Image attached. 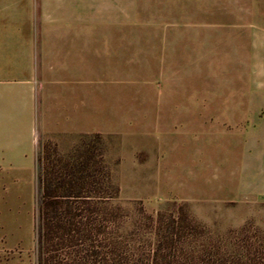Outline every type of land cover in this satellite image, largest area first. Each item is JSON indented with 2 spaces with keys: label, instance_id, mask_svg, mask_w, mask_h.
<instances>
[{
  "label": "rangeland",
  "instance_id": "1",
  "mask_svg": "<svg viewBox=\"0 0 264 264\" xmlns=\"http://www.w3.org/2000/svg\"><path fill=\"white\" fill-rule=\"evenodd\" d=\"M41 1L0 0V12L18 10L35 15ZM65 3L61 12L76 16L77 21L79 15L86 13L87 17L88 47L81 52L88 111L83 124L87 131L80 133L76 142L58 148L67 153L83 135H102L106 163L120 187L114 202L122 206V235L132 245H139L140 237H152L139 227L140 208L156 213L179 204L186 205L215 237L226 236L230 228L239 229L247 223L264 230V128H255L247 120L250 114L207 113L195 103L198 93L205 98L215 93L231 95L239 80L253 86L264 76V65L255 64L264 50L234 49L237 37L256 36L237 33L239 21L254 25L256 3ZM79 52L31 51L37 96L36 72L42 58L52 67L79 60ZM4 53L0 51L1 56ZM37 139L39 149L50 140ZM38 155L29 179L33 186L23 176L13 193L15 189H8L0 178V237L10 239L12 233L21 237L16 248L20 260L12 264H37ZM14 199L17 208L12 210ZM14 252L0 250V264H8L5 258Z\"/></svg>",
  "mask_w": 264,
  "mask_h": 264
},
{
  "label": "trees",
  "instance_id": "2",
  "mask_svg": "<svg viewBox=\"0 0 264 264\" xmlns=\"http://www.w3.org/2000/svg\"><path fill=\"white\" fill-rule=\"evenodd\" d=\"M39 151L37 264H264V230L247 223L215 237L184 204L141 207L139 227L152 239L132 245L100 133L83 135L67 153L52 140Z\"/></svg>",
  "mask_w": 264,
  "mask_h": 264
},
{
  "label": "crops",
  "instance_id": "3",
  "mask_svg": "<svg viewBox=\"0 0 264 264\" xmlns=\"http://www.w3.org/2000/svg\"><path fill=\"white\" fill-rule=\"evenodd\" d=\"M65 1L42 0L40 11L35 15L18 10L0 12V51H5L3 56L0 55V178L7 183V188L15 189L13 193H17L18 179L23 176L32 184L29 179L39 152V136L66 147L70 142H76L80 133L87 131L83 126L88 111L87 86L83 84L87 77L81 52L88 47L87 17L84 13L77 21L76 16L61 12ZM239 1L256 3L255 21L250 26L239 21L237 33H255L256 36L237 37L234 43L238 45L234 49L264 50V0ZM33 49L75 50L76 54L79 50V60L74 55L69 64L64 61L50 67L42 58L36 72L37 96L30 58ZM259 55L255 64L263 66L264 54ZM238 82L231 95L215 93L205 98L198 93L197 107L204 108L207 113L250 114L252 116L247 120L250 119L255 128H264V76L253 86L245 85L241 80ZM260 114L263 116H257ZM17 202L14 199L10 203L12 210L17 208ZM20 242L17 233H12L10 239L0 237L1 251H15L9 259L5 258L8 264L20 260L16 254Z\"/></svg>",
  "mask_w": 264,
  "mask_h": 264
}]
</instances>
